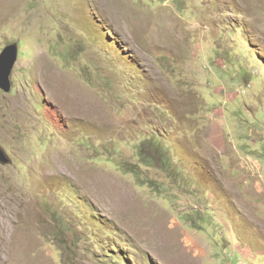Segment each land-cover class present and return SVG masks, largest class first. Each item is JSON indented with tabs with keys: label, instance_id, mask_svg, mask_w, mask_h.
I'll list each match as a JSON object with an SVG mask.
<instances>
[{
	"label": "rangeland",
	"instance_id": "rangeland-1",
	"mask_svg": "<svg viewBox=\"0 0 264 264\" xmlns=\"http://www.w3.org/2000/svg\"><path fill=\"white\" fill-rule=\"evenodd\" d=\"M0 264H264V0H0Z\"/></svg>",
	"mask_w": 264,
	"mask_h": 264
},
{
	"label": "water",
	"instance_id": "water-1",
	"mask_svg": "<svg viewBox=\"0 0 264 264\" xmlns=\"http://www.w3.org/2000/svg\"><path fill=\"white\" fill-rule=\"evenodd\" d=\"M18 46L17 44L10 45L4 49L0 55V88L6 92L11 89V79L13 68L17 61ZM9 157L0 147V163L9 164Z\"/></svg>",
	"mask_w": 264,
	"mask_h": 264
}]
</instances>
